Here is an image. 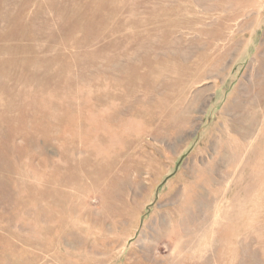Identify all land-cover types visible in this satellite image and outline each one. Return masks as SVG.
I'll use <instances>...</instances> for the list:
<instances>
[{
  "label": "rangeland",
  "instance_id": "obj_1",
  "mask_svg": "<svg viewBox=\"0 0 264 264\" xmlns=\"http://www.w3.org/2000/svg\"><path fill=\"white\" fill-rule=\"evenodd\" d=\"M0 264H264V0H0Z\"/></svg>",
  "mask_w": 264,
  "mask_h": 264
},
{
  "label": "bare ground",
  "instance_id": "obj_2",
  "mask_svg": "<svg viewBox=\"0 0 264 264\" xmlns=\"http://www.w3.org/2000/svg\"><path fill=\"white\" fill-rule=\"evenodd\" d=\"M252 134H253V133H252ZM248 136H249V135L246 134V136H245V139H246V140H248V138H249ZM246 140H245V141H246ZM209 172H210V171H209ZM213 180H214V179H213Z\"/></svg>",
  "mask_w": 264,
  "mask_h": 264
}]
</instances>
